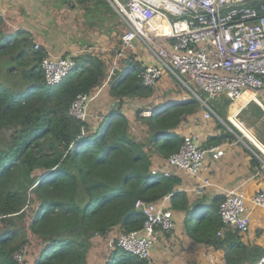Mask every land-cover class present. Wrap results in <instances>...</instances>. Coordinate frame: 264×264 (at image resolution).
Here are the masks:
<instances>
[{
    "label": "trees",
    "instance_id": "obj_1",
    "mask_svg": "<svg viewBox=\"0 0 264 264\" xmlns=\"http://www.w3.org/2000/svg\"><path fill=\"white\" fill-rule=\"evenodd\" d=\"M83 1L113 9L110 0ZM46 52L26 31L9 34L0 26V264H18L15 251L33 238L28 264H91L94 238L140 229L145 216L136 201L165 196L194 218L195 227L186 228L191 237L223 249L226 264H253L264 255V246L247 244L238 232L218 234L219 201L204 212L191 208L175 173L152 172L179 149V127L202 106L196 95L165 102L147 116L140 108L126 111V98L152 93L135 61L127 75L111 80L119 108L97 121L80 120L70 105L104 82L105 64L83 56L61 84L50 86L41 66ZM105 264L146 263L115 246Z\"/></svg>",
    "mask_w": 264,
    "mask_h": 264
},
{
    "label": "built area",
    "instance_id": "obj_2",
    "mask_svg": "<svg viewBox=\"0 0 264 264\" xmlns=\"http://www.w3.org/2000/svg\"><path fill=\"white\" fill-rule=\"evenodd\" d=\"M110 1L119 7L127 26L118 55L136 50L141 44L152 56L138 73L145 86L155 87L165 71H169L196 94L205 107V118L220 116L191 87V82L208 97L225 94L239 102L246 95L243 103L255 101L264 108V0ZM40 47L36 42L35 48ZM77 64L73 56H54L47 51L41 61L46 83L61 84ZM92 96L79 92L70 105V113L77 119H87ZM152 111L143 110L142 115H150ZM210 151L215 157L224 152L216 146L206 148L197 135L186 133L179 149L162 162L164 165L153 167L152 172L187 170L199 179L192 189L204 194L212 182L200 174ZM168 198L152 202L139 198L136 206L145 216L142 227L109 235L108 247H122L146 264H156L152 248L159 240V231H172L176 225ZM258 208L264 209V188L251 195L240 185L226 188L219 201L222 226L218 234L231 230L245 235L250 230L252 212ZM25 247L20 246L14 253L18 264H28ZM253 264H264V255Z\"/></svg>",
    "mask_w": 264,
    "mask_h": 264
},
{
    "label": "crops",
    "instance_id": "obj_3",
    "mask_svg": "<svg viewBox=\"0 0 264 264\" xmlns=\"http://www.w3.org/2000/svg\"><path fill=\"white\" fill-rule=\"evenodd\" d=\"M109 7H96L93 2L83 0H0V20L8 25L5 29L6 33H15V31L11 32V29L15 30L17 27H21L32 36L34 43L41 42L51 55L73 56L78 63L83 56H96L103 60L106 77L104 82L93 91L88 112V117L92 119L99 116V113L107 111L109 103L116 100L115 96L108 90L111 80L115 81L118 77L127 75V69L131 62H140L142 66L145 62L152 60V56L147 54L141 44L136 50H127L123 55H118L121 36L118 34L117 39H115L117 31L113 29V26L114 24L119 26L123 32L127 26L113 5L111 6L113 9ZM82 9L83 14L88 9L91 11L90 14L86 15L93 19L88 25V29L94 30L96 28L98 33L103 32L102 34L98 35L96 32H91V35L83 36L87 25H82L77 29L74 24H77L75 23L77 16L82 15L80 12ZM106 11H110V15L105 14ZM95 20L100 21V23L97 24ZM111 20L112 22H109ZM76 32L80 36H77ZM102 36L111 39L104 45L100 44V47H96V42ZM164 83L168 84V79L162 77L160 84L163 85ZM165 90V88L158 86L152 90L149 96L126 98L124 109L132 111L131 102H128L131 99L147 98L148 103L151 102L152 104L150 106L147 103L149 108L155 110L166 101L187 98V96L167 98L170 95ZM246 99L247 96L245 95L238 102L239 104H234L231 113L228 115L229 122L234 123L233 126L237 130L230 125L229 128L221 126L220 122L214 119L216 115L205 118L204 106H201L197 113L189 115L188 120L179 127L178 131L183 135L186 133L197 135L201 144L206 148L216 146L224 151L218 157L213 155V151L207 154L205 168L200 177H207L212 184L204 194H197L192 189L194 184L199 181L198 178L184 169L173 170V173L180 180L177 188L186 194L191 208L204 205L206 210L210 209L212 205L220 201L223 191L229 187L240 185L249 195L255 193L257 189L264 188V155L261 156L258 153V150L262 151L257 147L259 144L264 148V113L261 111V109L264 111V108L255 101L243 103L242 101ZM199 112H202V118L199 117L201 115ZM242 113H246L243 118L240 117ZM94 121L97 120L94 119ZM164 161L161 160L159 165ZM168 203L172 205L170 198ZM170 207L172 208V206ZM172 210L176 221L175 228L167 232L159 231V240L152 248L154 261L156 264H196L200 250L202 251L200 257L204 260L201 262L206 264L211 247L197 242L188 233L185 210L173 208ZM259 213L262 214L259 215ZM253 225L255 226L253 227ZM257 227L261 230L264 229V209L261 208L252 212L250 230L242 236V240L247 244L264 246V238H257L259 236L256 234L260 235V230L257 231ZM98 239L104 240L105 237L98 235L94 238V247H100L99 244H96ZM172 249L174 252L171 251ZM185 252L187 256L184 255ZM90 263L92 264V262Z\"/></svg>",
    "mask_w": 264,
    "mask_h": 264
},
{
    "label": "rangeland",
    "instance_id": "obj_4",
    "mask_svg": "<svg viewBox=\"0 0 264 264\" xmlns=\"http://www.w3.org/2000/svg\"><path fill=\"white\" fill-rule=\"evenodd\" d=\"M111 4L113 5V7L117 11V13H119V7L117 5H115L112 1H111ZM82 11H83V9L80 11L82 13V15L80 14L76 18L75 23H77V24H74V25L77 26V29H79L82 25H87L86 26V30L83 33V36L84 35L85 36L91 35L90 34L91 32H96L98 35L102 34L103 32L98 33V30L96 28H94V30L88 29V25L91 24L93 19H91V17H87L86 15L90 14L91 11H89V9H88V10L85 11L84 14H83ZM105 14L110 15V11H106ZM95 21L97 22V24L100 23V21H97V20H95ZM105 22H106V19H105ZM109 22H112V20L109 21ZM0 26L3 29V31L5 32L6 26H8V25L6 23H4L3 21H1ZM70 26H73V25H70ZM122 28L124 29V27H122ZM113 29H115L117 31L115 39H117L118 34H119V36H122L123 30L122 29L120 30L119 26H116L114 24ZM18 30L26 31L25 29H23L21 27H17V29H15V30L11 29V32H13V31L16 32ZM95 30H97V31H95ZM26 33L28 34L27 31H26ZM76 35L80 36V34L78 32H76ZM110 39H111L110 37L108 38V37L102 36V38L99 41H97L95 45H96V47H98V46L100 47V44L104 45V43L108 42ZM37 42L40 44V46H42L41 42H39V41H37ZM119 43H120V41H119ZM121 43H122V41H121ZM102 45H101V47H103ZM34 47H35V43H34ZM181 76L186 78V79H188L185 75H181ZM163 77L168 79V84L167 83H164L163 85L160 84L161 83V79H160V82L157 84V87L156 86L155 87L158 88V86H160L161 88L162 87L165 88L166 89L165 92H167V94L171 96L170 97V96L166 95V96H168L167 98H180V97L182 98L183 96H187V98H188L191 95L195 96V94L193 93V91L191 89L186 87L180 81V79L178 77H176L175 75H173L169 71H165ZM190 85H191V87L194 90L197 91L199 96H201L202 98L206 99L207 103L211 107H213L215 109V111L218 113V115L220 117L215 116L214 119L219 121L221 126L229 128V121L230 120L228 119V115L231 113L232 106L234 104H239V103L236 102V101L228 99L225 94H219L217 97H208L206 93H204L203 91H201L199 89V87L196 85V83L191 82ZM155 87H153L152 90L156 89ZM108 90H110V88ZM144 97H146V96H144ZM128 102L129 103L131 102V107L134 110L140 108L143 111V110H146V109H150L149 105L152 106L151 102L148 103L149 100L147 98L131 99ZM166 102H168V101H166ZM112 104H113V102L109 103V108L107 109V111H110V108H111ZM201 105L204 106L202 103H201ZM126 108H128V107H126ZM107 111H105V112H107ZM199 113L201 114L199 117L202 118V112H199ZM263 113H264V111H263ZM102 114L103 113H99V116H96L94 119L95 120H100ZM245 116H246V113H242L240 115V117H242V118L245 117ZM258 117H259V115H258ZM263 155L264 154L261 152V156H263ZM197 209H199L202 212L206 211L204 205L203 206H198ZM260 214H262V213H259V215ZM185 220H186L185 222H186V228L187 229L195 227V221H194V218L192 217L191 214H187V217L185 218ZM254 226L255 225H253V227ZM257 228H258L257 231L260 230V233H259L260 235L256 234L257 236H259V237H257V236L256 237L257 238H264V229L261 230L259 227H257ZM123 232H124L123 229H120V228L117 229L116 228V229L112 230L110 235H114V234L117 235V234H121ZM108 237L109 236H106L104 240H99V239L97 240L96 244H99L100 247L99 246L91 247V249L89 251V260H90V262H92V264H105V262L107 260V257L109 256L111 250L113 249V248L108 247L109 245H107L106 239L108 240ZM32 240H33V243L32 244L30 243L29 244L30 246L27 244L26 247H25L26 248V257H27L28 249L30 248V251L32 252L33 248H35L36 240L34 238ZM171 251L174 252V249H172ZM201 252L202 251H200V250L198 251V260H197L196 264H205V263L201 262V260H202V257H200ZM184 255L187 256V253L185 252ZM202 261L204 262V260H202ZM206 264H226L224 250L223 249L216 250L213 247L209 248L208 261H207Z\"/></svg>",
    "mask_w": 264,
    "mask_h": 264
},
{
    "label": "water",
    "instance_id": "obj_5",
    "mask_svg": "<svg viewBox=\"0 0 264 264\" xmlns=\"http://www.w3.org/2000/svg\"><path fill=\"white\" fill-rule=\"evenodd\" d=\"M194 93V92H193ZM195 94V93H194ZM196 95V94H195ZM119 106H120V100L119 99H116L114 102H113V104H112V106H111V108H110V111H113V110H115L116 108H119ZM234 124V123H233ZM257 147H259V149L264 153V148L262 147V146H260L259 144H257Z\"/></svg>",
    "mask_w": 264,
    "mask_h": 264
},
{
    "label": "clouds",
    "instance_id": "obj_6",
    "mask_svg": "<svg viewBox=\"0 0 264 264\" xmlns=\"http://www.w3.org/2000/svg\"><path fill=\"white\" fill-rule=\"evenodd\" d=\"M35 43H36V42H35ZM41 47H42V46H41ZM92 94H93V93H92ZM213 109H214V108H213ZM214 110H215V109H214ZM152 112H153V111H152ZM141 114H142V113H141ZM151 114H152V113H151ZM217 114H218V113H217ZM80 120H81V119H80ZM168 197H169V196H168ZM168 199H169V198H168ZM111 232H112V231H111ZM111 232L109 233V235L111 234ZM109 235H108V236H109Z\"/></svg>",
    "mask_w": 264,
    "mask_h": 264
}]
</instances>
